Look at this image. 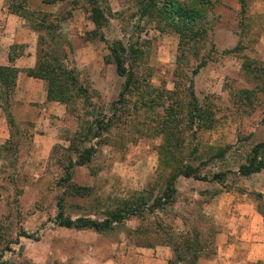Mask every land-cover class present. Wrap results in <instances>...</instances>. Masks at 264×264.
I'll list each match as a JSON object with an SVG mask.
<instances>
[{
  "label": "rangeland",
  "instance_id": "374dc122",
  "mask_svg": "<svg viewBox=\"0 0 264 264\" xmlns=\"http://www.w3.org/2000/svg\"><path fill=\"white\" fill-rule=\"evenodd\" d=\"M63 1L55 19L48 20L59 25L67 64L77 65L79 80L96 92L91 102L112 122L99 139L83 143L92 146V154L81 166L67 150L76 129L73 115L51 122L57 129L55 142L44 160L30 166L25 161L33 127L7 126L10 138L6 144L0 142V251L8 250L2 252L0 264H122L119 257L141 245L178 246L186 236L196 237L199 258L210 264H264V248L262 260H244L251 244L264 245L254 197L264 195V171L246 178L234 174L250 149L264 142V0H245L242 14L237 0H213L202 47L196 57L185 54L179 64L177 36L140 19L132 2L104 0L101 5L108 11L101 30L104 41L85 45L84 36L93 29L87 18L90 0ZM115 41L125 47L124 64L133 70L138 91L151 87L149 98L161 96V106L143 98L145 107L135 108L133 93L122 105H111L123 78L103 58ZM77 48L84 51L74 61ZM202 60L203 66L191 74ZM243 63L255 67L250 77ZM190 85L200 105L210 104L213 126L197 130L177 113L168 131L165 108L177 109L178 103L184 108ZM242 91L251 92V102L245 101ZM165 149L174 152L172 160H160ZM69 163V184L88 187V196H70L67 184H60ZM180 164L196 167L206 181L179 177L174 202L161 210L152 214L144 210L104 234L61 228L53 221L58 201L66 217L100 220L104 211L122 201L160 195L171 167ZM216 173H225L224 179L209 181ZM21 231L30 238L18 237ZM227 242L235 246L237 258H223L227 248L221 246ZM178 252L185 261L191 259L185 251ZM172 260L176 264L177 256Z\"/></svg>",
  "mask_w": 264,
  "mask_h": 264
},
{
  "label": "trees",
  "instance_id": "16d2710c",
  "mask_svg": "<svg viewBox=\"0 0 264 264\" xmlns=\"http://www.w3.org/2000/svg\"><path fill=\"white\" fill-rule=\"evenodd\" d=\"M63 0H41L43 4L51 5L55 2ZM104 0H90L87 18L92 24L93 29L87 32L84 40L91 42L92 40L104 41L101 34L102 28L106 24V7L101 3ZM133 3L139 14L140 19L152 24L159 31H168L177 36V64L184 60L186 55L197 56L199 49L203 45V40L208 32L207 27V10L213 5V0H128ZM240 5V13H244L246 5L245 0H237ZM27 0H9L7 4L9 12L26 19L30 22L35 31L44 32V36H39L36 47V62L32 69H28L25 74L27 77L39 79L45 84V101L55 102L64 107L65 114H71L76 120V129L71 140L68 141L67 150L76 155V161L79 166L85 165L92 154V146L86 147L83 143L90 142L92 139H99L101 135L107 131L111 126L112 119L103 117L101 111L95 108L91 102V98L96 95V92L79 80L78 71L73 66L67 64L66 54L62 50V36L58 33L59 25L46 20V15L38 16L26 8ZM108 13V11H107ZM68 45V44H67ZM69 46V45H68ZM17 46L13 45L9 52L16 50ZM235 47L228 53L237 50ZM108 54L104 56L103 60L106 64L114 66L115 73L118 77L123 78V82L118 93L116 103L122 105L126 98L133 93L135 99L133 101L135 108L145 107L146 98L149 102H154V105H159L161 96L152 94L153 89L147 87L146 90L139 92L136 86V80L133 70L124 64L125 47L121 42L115 41L107 47ZM134 52V51H133ZM12 59L8 55V60ZM204 61L202 60L196 66V69L191 74H195L196 70L202 67ZM243 68L246 76L250 77L254 74L255 67H251L246 63ZM250 66V68H249ZM258 71V70H256ZM17 70L12 67H0V108L4 114L5 122L9 128L14 126L13 120L9 112V98L14 86V80ZM255 76V75H253ZM255 78V77H254ZM188 101L184 108L181 104L176 106H167L165 108L164 121L168 131L176 122V114L181 113L184 117L185 124L194 127L197 130H208L213 126L212 112L209 109L210 104L205 103L200 105L195 98L191 85L188 86ZM244 99L251 102L249 99L250 91H242ZM149 98V99H148ZM74 99V100H73ZM73 100V101H72ZM78 101V103H76ZM79 107V109H78ZM163 121V122H164ZM163 124V123H162ZM162 131V130H161ZM10 138V133H9ZM9 140V139H8ZM6 144V142L4 143ZM76 144L82 145L78 148ZM4 149V145H2ZM223 151V150H222ZM220 151V152H222ZM220 152L218 153L220 155ZM174 152L169 149L162 151L161 159L172 160ZM71 165L63 167V175L60 178V184L66 185V193L73 197L88 196L89 188L69 184ZM260 171H264V142L256 143L251 149L248 158L244 164L238 166L235 175L238 177H249ZM191 178L193 180L205 182L204 176L200 177L197 168L190 164H180L171 167L166 180L164 189L160 195L149 197L146 199L142 196L135 197L131 201H122L113 209L104 211L103 219L96 220L89 217H77L71 219L64 216L62 202H57L56 214L53 218L54 223L61 228L73 230H92L97 234H104L111 231L115 226L121 225L130 217L141 214L144 210L152 214L163 207L168 206L174 202V188L175 181L179 178ZM225 177V173L213 174L209 181L221 182ZM256 200L255 211L261 218L262 227L264 230V195L262 193H254ZM132 232H137L133 230ZM144 232V231H143ZM18 237L30 238V235L21 231ZM184 241L175 246L172 242H167V245L172 253L171 259L166 264H172V258L177 256L176 264H195V261L201 256L200 244L194 239L183 238ZM16 242V241H15ZM16 244V243H15ZM140 246V245H139ZM153 246V245H152ZM151 243L141 245L140 247L150 248ZM0 251V258L2 252ZM178 249L185 251L190 255L191 259L187 262L180 255ZM187 262V263H186Z\"/></svg>",
  "mask_w": 264,
  "mask_h": 264
},
{
  "label": "crops",
  "instance_id": "0c3cea01",
  "mask_svg": "<svg viewBox=\"0 0 264 264\" xmlns=\"http://www.w3.org/2000/svg\"><path fill=\"white\" fill-rule=\"evenodd\" d=\"M8 3L9 0H0V67H12L17 70L14 86L9 98V112L14 126L19 130H24L25 127L29 129L33 127L30 136L31 141H28L31 144L27 151L29 157L25 161V165L30 166V162L34 163L41 159L44 160L45 155L48 153L50 146L55 142L57 136V129L51 122L53 121L56 124L65 115V112L62 105L45 101V84L43 81L27 77L25 74L28 69H32L35 66L37 40L39 36H44L45 33L35 31L29 21L9 12ZM25 5L28 11L33 12L37 16L38 14H45L46 20L50 21L48 17L55 19L62 1L47 5L43 4L41 0H27ZM51 22L57 23V21ZM84 42L85 45L89 44L88 41L84 40ZM13 45L17 46L16 50L9 52V49ZM77 51L78 48L73 53L74 61L76 54L83 52L84 49ZM9 54L12 57L10 61L8 60ZM72 66L78 71L75 63ZM8 138L9 130L0 108V142L3 143ZM22 150L20 149V151ZM23 152L24 150L21 153ZM143 248L132 249L125 256H120L121 263L166 264L172 256L170 248L166 245L155 248ZM221 248H227V254L223 257L225 260L237 258L233 256L235 246L232 242L224 243V246H221ZM250 248L245 253L244 260L248 263L262 260L264 245L253 243L250 245ZM210 263L203 261L201 258L195 261V264Z\"/></svg>",
  "mask_w": 264,
  "mask_h": 264
}]
</instances>
